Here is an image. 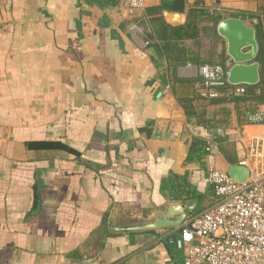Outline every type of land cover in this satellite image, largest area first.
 I'll return each mask as SVG.
<instances>
[{"label":"crops","instance_id":"0c3cea01","mask_svg":"<svg viewBox=\"0 0 264 264\" xmlns=\"http://www.w3.org/2000/svg\"><path fill=\"white\" fill-rule=\"evenodd\" d=\"M224 1L239 0H185L184 12L172 0L140 10L125 0H0V264H184L179 227L134 228L187 196L210 200L192 215L208 209L212 167L264 171V124L195 87L187 111L172 89L174 76L195 79L212 54H227L218 26L213 47L204 30L213 23L200 22L199 45L180 44L191 59L174 67L151 25L158 15L181 25L203 8L222 20L256 14L249 25L264 33V0Z\"/></svg>","mask_w":264,"mask_h":264},{"label":"built area","instance_id":"2783aa9c","mask_svg":"<svg viewBox=\"0 0 264 264\" xmlns=\"http://www.w3.org/2000/svg\"><path fill=\"white\" fill-rule=\"evenodd\" d=\"M125 1L130 10L143 9L146 4V0ZM244 20L249 24L251 18ZM231 66L201 64L195 82L200 94L217 98L220 89L229 84L234 86V95L244 94L246 84L229 82ZM245 117L249 123L264 124V105L246 111ZM249 170V178L237 182L228 172L209 169L213 204L202 213L188 216L179 227L177 246L185 250L184 264H264V171Z\"/></svg>","mask_w":264,"mask_h":264},{"label":"trees","instance_id":"16d2710c","mask_svg":"<svg viewBox=\"0 0 264 264\" xmlns=\"http://www.w3.org/2000/svg\"><path fill=\"white\" fill-rule=\"evenodd\" d=\"M171 8L172 11L184 12L186 2L185 0H172ZM239 14L240 13H236L233 16H240L243 19H246L247 17L254 18V16L258 18L256 14ZM223 18L225 17L221 11L211 12L203 8H190L187 10V18L184 24L172 26L163 19L162 15H158L151 19V25L154 37L162 44L170 64L175 67L187 63L191 59V57H188L186 54V47H180V44L184 39H193L195 44L199 45V36L201 31L199 27L200 22L208 21L213 23L212 26L204 27V30L213 37V47L220 44L221 37L217 33V26ZM252 25L256 29V38L259 45L255 61L259 62L260 81L255 85L246 84V92L242 95H234L231 92V89L234 86L229 84L227 87L220 89V96L212 98L216 100L221 98L228 99L229 101L235 102L238 106H243V115L246 111H255L259 109L260 106L264 105V33L260 22L253 23ZM227 61L226 48H223L221 52L219 51L217 54H212L209 62L204 63H218L226 66L229 65L227 64ZM195 82L196 78H181L174 76L171 79L173 92L187 111L188 105L192 102L194 97L195 91L193 87L197 89ZM28 145L31 148L38 149H65L78 154V151L70 148L68 145L60 141H34L29 142ZM190 191L191 190L187 189V193H190Z\"/></svg>","mask_w":264,"mask_h":264},{"label":"water","instance_id":"95a60500","mask_svg":"<svg viewBox=\"0 0 264 264\" xmlns=\"http://www.w3.org/2000/svg\"><path fill=\"white\" fill-rule=\"evenodd\" d=\"M218 33L227 41V55L232 63L229 82L257 84L260 81V66L259 62L255 61L259 49L256 29L243 18L229 17L218 24ZM228 175L237 182H244L249 178L250 170L244 164H232L228 169ZM198 202V197L170 202L166 209L157 210L158 217L152 222L136 226L134 230L180 227L186 218L192 215Z\"/></svg>","mask_w":264,"mask_h":264},{"label":"rangeland","instance_id":"374dc122","mask_svg":"<svg viewBox=\"0 0 264 264\" xmlns=\"http://www.w3.org/2000/svg\"><path fill=\"white\" fill-rule=\"evenodd\" d=\"M250 3H252V1L250 0H239L234 4L227 3L226 1L223 2V4L229 8L231 7V8H238V9L249 7ZM209 201H210L209 198L203 197L201 201L199 202V204L197 205L195 209V213L201 211L209 203Z\"/></svg>","mask_w":264,"mask_h":264}]
</instances>
